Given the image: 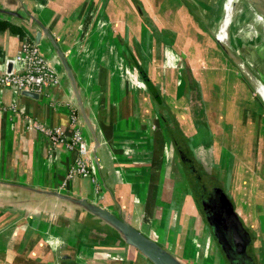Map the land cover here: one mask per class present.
Listing matches in <instances>:
<instances>
[{"label": "crops", "instance_id": "crops-1", "mask_svg": "<svg viewBox=\"0 0 264 264\" xmlns=\"http://www.w3.org/2000/svg\"><path fill=\"white\" fill-rule=\"evenodd\" d=\"M187 1L146 0L141 15L134 0H0V22L34 41L40 32L37 46L59 76L38 97L0 87V264H152L98 208L183 264H230L202 212L201 195L214 187L250 235L248 255L264 264V101ZM19 33L0 23V72ZM235 69L246 92H222ZM71 112L93 185L67 176L78 150L33 125L70 137Z\"/></svg>", "mask_w": 264, "mask_h": 264}, {"label": "water", "instance_id": "water-1", "mask_svg": "<svg viewBox=\"0 0 264 264\" xmlns=\"http://www.w3.org/2000/svg\"><path fill=\"white\" fill-rule=\"evenodd\" d=\"M136 1L137 4L139 3V13L141 15H144L145 11L141 4L144 5L146 0ZM4 11L8 10L4 9ZM46 33L50 38L53 48L56 49L58 55L60 56L65 71L73 79V75L70 70L71 67L65 59L62 50L57 46L58 44L56 43L53 36L48 32ZM39 35L40 32H37V39L35 41L37 44L39 43ZM213 35L219 42L221 47H223L225 51L230 52L228 47L221 43L220 39H218L214 32ZM231 56L234 58L233 53H231ZM236 64L238 65V63ZM10 69H12V63L8 64L6 72L8 73ZM139 70L144 82L148 87L151 88V82L147 72H145L143 68H140ZM21 94L31 97H38L37 91L31 92V90H22ZM201 203L203 209L202 212H204L207 221L211 225L212 230L229 263L254 264L253 259L248 255L247 252V248L250 243V235H248L246 229L244 228L241 219L239 218L237 211L234 209L233 203L230 200L229 196L222 190V188L214 187L207 196L201 198ZM98 213L103 217L105 221H107L119 231L121 237L124 238L128 245L136 247L143 255H145V257L150 259L153 264H183L180 260L175 258L172 253L162 247L157 241L152 240L151 237H148V235L143 233L139 228L135 227L131 223H128L126 219L113 214L107 209L105 210L103 208H98Z\"/></svg>", "mask_w": 264, "mask_h": 264}, {"label": "built area", "instance_id": "built-area-1", "mask_svg": "<svg viewBox=\"0 0 264 264\" xmlns=\"http://www.w3.org/2000/svg\"><path fill=\"white\" fill-rule=\"evenodd\" d=\"M37 45L28 36L24 35L22 37L19 50L11 60L12 64L15 63V67H12L8 73L6 71L0 72V87L7 86L13 87L17 91L31 90V92H39L45 85L56 86L59 84L58 73L54 71L55 68ZM76 117L77 115L74 112L70 113V122L75 125L70 137H66L60 127H50L38 121H33V125L47 135L53 145L62 142L66 147L78 150V156L68 166L67 176L89 177L92 182H96V178L92 175L84 158L88 147L79 129L76 128L78 122Z\"/></svg>", "mask_w": 264, "mask_h": 264}, {"label": "bare ground", "instance_id": "bare-ground-1", "mask_svg": "<svg viewBox=\"0 0 264 264\" xmlns=\"http://www.w3.org/2000/svg\"><path fill=\"white\" fill-rule=\"evenodd\" d=\"M236 1L237 0H224L222 4V14L217 18L213 32L218 39H220L221 43L231 50L234 59L241 68V71L246 75L256 93H258L264 101V60H262L261 57L259 59L256 58L259 63L258 65L257 61L254 60L255 58L253 59V55L252 57L246 55V57L242 51L236 52L241 44L245 45L247 42H253L255 44V52L257 55L264 57V20L262 16L264 15V12L259 11V13H256L254 11L253 14L250 15L251 12L249 9L251 8L246 9L243 7L236 10ZM235 13L237 14V17L235 16ZM242 21H245V23L240 24ZM257 22L260 23L261 30H258L255 27ZM234 27L236 28V32L231 33L230 30ZM250 59L259 66V70H257L258 72H260V70L261 72L263 71L260 76L256 69L250 63L246 62V60L249 61Z\"/></svg>", "mask_w": 264, "mask_h": 264}, {"label": "rangeland", "instance_id": "rangeland-1", "mask_svg": "<svg viewBox=\"0 0 264 264\" xmlns=\"http://www.w3.org/2000/svg\"><path fill=\"white\" fill-rule=\"evenodd\" d=\"M154 1L156 2V0H154ZM164 1H166V2H164ZM178 1L179 0H168V1L167 0H160L157 7L162 8V7H164V5H167V6L169 5V8H172L173 5L175 6L176 2H178ZM223 2H224V0H188L187 1L188 5H190L189 9L193 12V15H192L193 20L195 19L197 22L206 26L207 28L211 29L212 31L216 25L217 18H219L222 14ZM160 4H162V5L160 6ZM206 4H207V7H206ZM236 5H235L236 10H239V8L241 9L243 7H245L246 9L251 8V9H249L251 12L250 15H252L254 11L256 13H259V11L264 12V0H253V1L252 0H237ZM235 16L237 17V14ZM262 16H263V20H264V15H262ZM245 21H242L240 24L245 23ZM255 27L258 30L262 29L260 23H258V22L255 24ZM235 29L236 28L234 27L233 29L230 30V32L235 33L236 32ZM254 45L255 44L253 42H247L245 45L241 44L240 47H238L239 49L236 50V52L242 51L245 55L248 52H250L251 56L253 55V59L255 58L254 59L255 61H257V59H259L260 57L262 60H264V57L257 55V53L255 52L256 48ZM228 53L231 56V53H232L231 50H230V52L228 51ZM233 60L236 62V60L234 58H233ZM246 62L250 63L256 69V71L259 70L258 69L259 68L258 61H257L258 65L255 64L251 59L249 61L246 60ZM239 72H242L240 70V68H239ZM260 72H261V70H260ZM260 72H258L259 76L263 73V71L261 73ZM235 73H236V76L234 75L233 72L226 71L225 76L223 77V80H220V82H219V86H220V89L222 92L226 91L229 88L232 90H235L236 95H237V93L240 94V93L246 92L247 84L245 83L243 78L240 75H238V72L236 69H235ZM263 79H264V74H263ZM243 101L244 100L242 99L240 103H242ZM91 184L93 185L94 183L91 182ZM204 184H206V183H204Z\"/></svg>", "mask_w": 264, "mask_h": 264}, {"label": "trees", "instance_id": "trees-1", "mask_svg": "<svg viewBox=\"0 0 264 264\" xmlns=\"http://www.w3.org/2000/svg\"><path fill=\"white\" fill-rule=\"evenodd\" d=\"M134 7H136V5H137V1L136 0H134ZM140 19H141V17H140ZM140 21V20H139ZM3 26H6V25H9L12 29H14V30H16V31H19L20 33H19V36L20 37H23L25 34L22 32V31H20V29H16V27H14L13 25H11V24H8V23H6V22H0ZM24 34V35H23Z\"/></svg>", "mask_w": 264, "mask_h": 264}, {"label": "flooded vegetation", "instance_id": "flooded-vegetation-1", "mask_svg": "<svg viewBox=\"0 0 264 264\" xmlns=\"http://www.w3.org/2000/svg\"><path fill=\"white\" fill-rule=\"evenodd\" d=\"M197 173H192L191 175H196ZM206 185L208 186V184L206 183ZM208 195V193H203L202 195H201V198L202 197H204V196H207ZM148 261H150V259L148 260ZM151 262V261H150ZM152 263V262H151ZM153 264V263H152Z\"/></svg>", "mask_w": 264, "mask_h": 264}]
</instances>
